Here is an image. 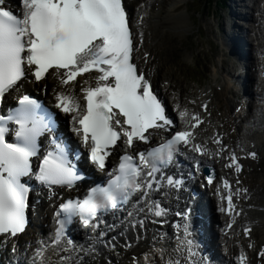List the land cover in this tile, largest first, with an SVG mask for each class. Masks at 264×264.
<instances>
[{
    "label": "snow or ice",
    "instance_id": "1",
    "mask_svg": "<svg viewBox=\"0 0 264 264\" xmlns=\"http://www.w3.org/2000/svg\"><path fill=\"white\" fill-rule=\"evenodd\" d=\"M6 4L7 0H0V98L24 80L31 78L40 83L46 82V74L54 75L65 89H53L54 107L69 118L71 132L87 150V160L98 171H106L109 150L118 148V141L126 149L134 150L137 142L151 145L150 130L170 132L174 127V121L168 118L163 103L154 94L151 81L132 62L137 45L122 0H19V13ZM92 73L95 86L81 87V97H77V77ZM16 103L17 107L7 116L0 115V242L5 246L9 238L25 231L33 191L40 196V190L54 193V186L71 190L83 179L70 159L75 155L71 145L56 137L53 117L41 113V104L30 95H20ZM202 108L206 111V105ZM178 116L186 125L184 128L170 132V138L165 137L163 143L146 151H125L119 156L118 166L107 173L106 186L91 187L82 199L69 198L59 203L54 213L56 229L51 248L54 253L60 249L61 253L69 254L60 255L59 264H83L71 254L91 252L67 237V229L74 224L91 229L99 241L105 236L100 224L104 223L102 217L106 214L123 209L130 219L140 212L157 218L164 216L166 209L153 199V193L164 188L165 182L170 188L183 187L181 180L164 171L174 163L181 145L198 156L227 161L224 167L234 169L236 174L242 171L239 158L226 148L219 133L211 138L217 145L214 153L206 144L196 142V131L204 123L199 114L178 110ZM41 137L50 141L43 152ZM248 155L255 157V153ZM32 181L39 190L32 187ZM206 181L212 185L213 176H206ZM236 182L239 184V180ZM221 183L227 191L222 197L227 208L221 210L240 215L235 210L231 185L223 178ZM241 191L235 189L237 199ZM217 195H220L219 187ZM188 214L190 210L177 213L185 220ZM139 223L143 227V221ZM184 230L187 235V225ZM243 233L248 237L250 229L245 226ZM186 243L188 264H195L191 259L196 255L192 241ZM258 257L264 260V248ZM237 261L246 264L243 252ZM29 264H49L45 244L33 251ZM132 264H140L139 259L133 257ZM167 264H179V261L170 259Z\"/></svg>",
    "mask_w": 264,
    "mask_h": 264
},
{
    "label": "bare ground",
    "instance_id": "2",
    "mask_svg": "<svg viewBox=\"0 0 264 264\" xmlns=\"http://www.w3.org/2000/svg\"><path fill=\"white\" fill-rule=\"evenodd\" d=\"M125 0V4L129 11H131V32L133 34V42L137 45L136 49L132 53V62L135 63L139 70L143 71L145 76L154 85L159 96L164 100L169 113L175 120V124L178 128H184L186 125L179 119L178 110H186L189 114L196 113L204 120L199 129L196 131V142L207 146L210 152H215L217 145L212 142V137L216 133H219V138L222 139L223 144L227 146V149L235 154L243 155V152L250 151V146H254L253 149L258 151V159L246 160L245 170L241 174H235L229 169H222L225 160L212 158V162L215 164L216 173L220 178L231 179L234 176L241 179L242 186H234V193L236 188L242 189L239 195V199L235 197L238 202H235L237 209L240 211V215L235 217H226L220 212L224 205L219 200L220 195L224 194V190L219 188L220 195H217L218 187H211L208 195H213L211 204L216 211V219L218 227H222L232 221L233 228L228 234L229 237H223L226 246L228 247L225 260L236 264L235 260L241 252L244 253L246 260L251 261L253 264H264V260L258 257L260 251V245H264V178L262 170L259 169L261 162H264V0H238L239 4H243L244 8L251 12L252 16L256 14V18L253 17L252 21L246 16L247 23L243 26L251 34V51L252 58L249 61L253 72L246 73V77L251 80L250 83L253 86L252 95L253 102H249L243 105L241 112L235 114L231 112L229 104L230 79L228 74L232 71H225V77L222 79V90L219 94L214 91L212 87H206L200 91L197 95V102L199 103L198 110L194 107H190L186 102V96L184 89H181L177 93H172V84L166 77V66L170 67L171 71H174V63L172 59L173 50L179 46L178 43H173V37L182 36L183 33L189 29L184 23L185 15L179 14L173 15V12L178 7L176 0H168V9H164L162 6L163 0ZM230 3L234 4V1ZM240 5V7L242 6ZM244 9V10H246ZM246 15H248V13ZM161 14V16L159 15ZM236 17L233 15V18ZM252 18V17H251ZM251 23H249L250 21ZM233 21V20H232ZM231 21V22H232ZM230 22V23H231ZM228 27L231 32V38H225L224 45L233 46L236 44L240 48L239 34L237 30ZM181 32V34H180ZM142 34V40H141ZM236 34V35H235ZM234 41V42H233ZM254 54V56H253ZM258 55H262L263 58H258ZM191 57V56H190ZM226 67V66H225ZM232 70V69H231ZM244 73L243 70H241ZM169 73V72H168ZM218 71L214 69L212 71V77L216 78ZM223 74V73H222ZM263 74V76H261ZM242 76V75H241ZM95 74H88L84 77H78L79 83L75 88V95L81 97V87H94L95 86ZM228 77V79H227ZM30 80H24L21 82L17 89L13 90L8 97L18 96L22 92L34 91L39 93L47 102L54 101L53 89L57 91H63L59 81L56 77L46 76V82L43 80L38 86L30 84ZM212 85V84H211ZM218 85L215 86V89ZM220 89V88H219ZM45 90L47 94H45ZM72 91V89H67ZM188 95V94H187ZM232 95V94H231ZM219 97L218 102L216 97ZM193 100V99H192ZM82 104V98L80 99ZM196 102V103H197ZM195 103V101H193ZM214 105L222 109V116L216 123L213 118V112L211 107ZM202 105H206V111L202 108ZM212 105V106H211ZM247 111H246V109ZM215 109V108H214ZM216 110V111H217ZM219 114V113H218ZM220 115V114H219ZM211 117V119H210ZM69 119V118H68ZM210 125L206 127L207 124ZM222 128H220V125ZM250 129L254 130L251 134V139L245 140V135L250 133ZM161 133L159 131H153L150 140L155 144L161 142L158 136ZM147 147V145L137 142L136 149ZM242 149V150H241ZM252 149V150H253ZM126 150L123 143L119 144L116 149L117 153H122ZM191 154V153H190ZM201 159V158H198ZM208 157H205L204 161H208ZM259 162V163H258ZM236 181L235 178H233ZM246 190V193L243 191ZM65 196L49 198L44 201L41 206V216L46 217L44 222L52 224L50 221V214L53 209V205L60 201L59 199ZM157 197L161 198V201L165 204L166 208L171 209L169 212L159 220H155L154 215H149L146 212L138 213L133 219L129 217L116 227V234H108L109 238H103L97 241L95 238L92 241L85 243L84 248L90 249V254L73 253L74 258L81 259L83 264H132V258L139 259L140 264H167L171 259L173 261H179V264H188V251H187V236H185V222L179 221L174 218L172 210L185 205L184 196L175 197L165 192H158ZM210 205V207H212ZM127 212V211H126ZM262 214V215H260ZM139 221H143V227L140 226ZM241 225H240V224ZM135 224V227H133ZM179 225L178 228L173 225ZM187 225V224H186ZM250 226V233L248 237L244 236V227ZM193 227V226H192ZM119 228V229H118ZM191 231V228L189 229ZM255 233L258 234L259 242L255 239ZM200 233L194 228V235ZM30 234H24L17 240L9 241L8 250L12 249L13 245H22V254L25 253L28 258L31 253L37 249L42 243L33 245L30 249L27 247V242L31 240ZM172 239V245H167L168 239ZM127 240V244H131V247L122 248V242ZM200 241V240H199ZM249 244L252 245L248 250ZM114 247V248H113ZM147 254V259H145ZM60 255H69L67 253H61L60 249H57L54 253L52 248L46 253V259L51 264H59ZM191 259L197 264L198 256H193Z\"/></svg>",
    "mask_w": 264,
    "mask_h": 264
},
{
    "label": "rangeland",
    "instance_id": "3",
    "mask_svg": "<svg viewBox=\"0 0 264 264\" xmlns=\"http://www.w3.org/2000/svg\"><path fill=\"white\" fill-rule=\"evenodd\" d=\"M175 2L179 8L173 12V15H185L184 23L189 29L182 36L173 37V43H178L177 46H179L173 50L172 54L174 71L172 72L170 67L166 66L165 74L173 86L172 93H177L184 89L187 104L191 108L194 107L198 110V93L206 87H212L214 91H217L216 94H219V88L222 85L221 78L224 77L225 71L229 70L233 73L236 71V64L219 45L221 37L225 34L224 22L227 19L226 15L230 11L229 8L224 10L223 5L226 2L228 4L230 0H176ZM136 3H138V0ZM237 3H239L238 0ZM168 5V0L162 1L164 9H168ZM159 15L161 16V14ZM214 69L218 71L216 78L212 77ZM216 85L218 86L215 89ZM232 90L229 95L231 112L239 102V99L236 100L235 98L238 96L235 95L234 97V91ZM216 98L220 102L219 97L217 96ZM212 105V116L215 119L220 118L222 109L218 108L220 112H217V106L213 103ZM244 138L248 141V139H251V135L247 133ZM261 170L264 178V164H262ZM256 238H258V234L255 233Z\"/></svg>",
    "mask_w": 264,
    "mask_h": 264
}]
</instances>
